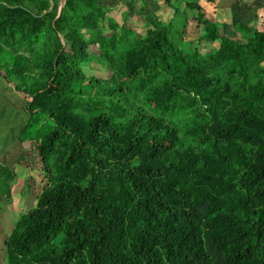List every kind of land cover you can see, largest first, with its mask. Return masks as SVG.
<instances>
[{
	"label": "trees",
	"instance_id": "1",
	"mask_svg": "<svg viewBox=\"0 0 264 264\" xmlns=\"http://www.w3.org/2000/svg\"><path fill=\"white\" fill-rule=\"evenodd\" d=\"M62 1L0 0V78L45 178L0 264H264V32L198 0H127L142 33ZM187 11L204 53L182 50ZM14 179L0 163L7 200Z\"/></svg>",
	"mask_w": 264,
	"mask_h": 264
},
{
	"label": "rangeland",
	"instance_id": "2",
	"mask_svg": "<svg viewBox=\"0 0 264 264\" xmlns=\"http://www.w3.org/2000/svg\"><path fill=\"white\" fill-rule=\"evenodd\" d=\"M105 1L112 6L110 16H113L116 21L121 23L122 16L125 15V23L128 27L140 33L143 32L144 18L137 9L128 11L127 0ZM178 1L184 3L187 0H171L172 3H177ZM198 1H200L205 18L213 22L218 21L214 16L216 9L214 2L217 0ZM148 3L154 10L161 13L163 18L167 19L168 10L160 9L157 4H154L155 2L151 3L148 1ZM187 12L188 18L191 20L179 19L178 24L185 33H183L184 40L193 42L188 47H182V50L184 53L192 55L193 50L197 48L204 53L206 46L196 41L200 26L194 20L193 16L195 13L192 11ZM220 17L222 16L219 14L217 19ZM239 18L241 17L239 16ZM239 18L232 17L233 21L231 20V22L234 24ZM227 26L225 29L226 33L233 36L230 25ZM258 29L264 31V21H258ZM107 33L110 34V31L108 30ZM25 97V95L15 92L10 85L5 84L0 78V163L7 164L15 171V179L11 186V199L7 200L0 194V230H2L0 231V261L2 257L4 259L2 248L4 233L11 229L12 224L21 213L34 206L36 197L45 184L44 172L36 146L31 144L30 150H27L28 144L22 145L18 141L20 131L28 120V115L24 110V105L27 101Z\"/></svg>",
	"mask_w": 264,
	"mask_h": 264
},
{
	"label": "crops",
	"instance_id": "3",
	"mask_svg": "<svg viewBox=\"0 0 264 264\" xmlns=\"http://www.w3.org/2000/svg\"><path fill=\"white\" fill-rule=\"evenodd\" d=\"M214 4L216 8L214 16L216 20H218V21H214V23L216 22L223 23L224 24L223 26L225 28H227L228 27L227 25L231 23L232 17L239 18L240 16L241 18L236 20L237 22H239V20L240 21L244 20L248 23L254 24L257 29H258V21L259 20L264 21V0H217L214 2ZM219 14L222 17L217 19ZM259 31L264 32L263 30H259Z\"/></svg>",
	"mask_w": 264,
	"mask_h": 264
},
{
	"label": "water",
	"instance_id": "4",
	"mask_svg": "<svg viewBox=\"0 0 264 264\" xmlns=\"http://www.w3.org/2000/svg\"><path fill=\"white\" fill-rule=\"evenodd\" d=\"M64 0L62 1L61 7L63 6Z\"/></svg>",
	"mask_w": 264,
	"mask_h": 264
}]
</instances>
